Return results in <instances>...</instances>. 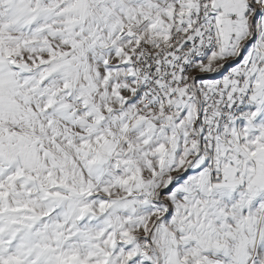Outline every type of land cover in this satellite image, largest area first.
<instances>
[{"label":"snow or ice","instance_id":"obj_1","mask_svg":"<svg viewBox=\"0 0 264 264\" xmlns=\"http://www.w3.org/2000/svg\"><path fill=\"white\" fill-rule=\"evenodd\" d=\"M0 264H264V0H0Z\"/></svg>","mask_w":264,"mask_h":264}]
</instances>
